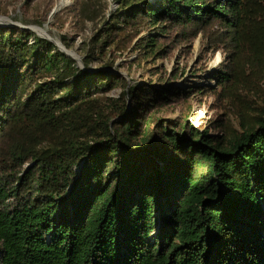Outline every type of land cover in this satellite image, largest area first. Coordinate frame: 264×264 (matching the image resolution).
Returning <instances> with one entry per match:
<instances>
[{
  "label": "trees",
  "instance_id": "trees-1",
  "mask_svg": "<svg viewBox=\"0 0 264 264\" xmlns=\"http://www.w3.org/2000/svg\"><path fill=\"white\" fill-rule=\"evenodd\" d=\"M142 26L157 56L174 27L210 30L227 54L216 98L238 125L200 130L198 88L132 85L0 27V264H264V105L247 97L264 94V0H120L106 28ZM178 101L185 119L157 115Z\"/></svg>",
  "mask_w": 264,
  "mask_h": 264
},
{
  "label": "rangeland",
  "instance_id": "rangeland-1",
  "mask_svg": "<svg viewBox=\"0 0 264 264\" xmlns=\"http://www.w3.org/2000/svg\"><path fill=\"white\" fill-rule=\"evenodd\" d=\"M67 3L63 0H0V18L5 20L0 27L9 26V21L33 30L36 26L42 27L67 50L75 52L84 68L85 60L94 72L110 67L112 72L122 74L132 85L171 81L182 88H198L190 97L188 121L200 130L207 129L211 134H217L219 130L213 128L214 122L227 118L238 125L236 116L225 115L229 112L227 104L218 102L216 98L220 87L213 73L227 66V54L225 49L211 46L209 29L200 30L196 36L186 40L180 27L172 28L161 36L162 45L167 50V54L162 56L147 55L137 45L138 40L145 41L156 34L150 26L139 27L138 36L135 35L136 30L124 28L117 36H112L116 42L102 50V45L112 40L109 38L111 31L106 27L119 12L120 0H70ZM220 31L223 32L222 29ZM121 91V87H117L108 95L117 97ZM247 95L254 106L264 105V94ZM185 114L186 105L178 101L157 115L173 120L185 119ZM31 165L26 163L24 172Z\"/></svg>",
  "mask_w": 264,
  "mask_h": 264
},
{
  "label": "water",
  "instance_id": "water-1",
  "mask_svg": "<svg viewBox=\"0 0 264 264\" xmlns=\"http://www.w3.org/2000/svg\"><path fill=\"white\" fill-rule=\"evenodd\" d=\"M10 23V25L9 26H20L21 28H23V29H30V30H33V29H31L30 27H26V26H24V25H21V24H19V23H17V22H12V21H9ZM35 29L33 30V32H35L38 36H41V37H43V38H46V39H49L50 41H52L53 43H55L57 46H58V48L62 51V52H64V53H66L69 57H72L74 60H76V63H77V66L78 67H80L81 69H85L83 66H82V64H81V59L79 58V57H77V54L75 53V52H72V51H69V50H67L66 48H65V46L64 45H62L60 42H58V41H56L55 39H53L47 32H46V30L44 29V28H42V27H34ZM38 29L40 30V31H38ZM78 171H79V169H78Z\"/></svg>",
  "mask_w": 264,
  "mask_h": 264
},
{
  "label": "bare ground",
  "instance_id": "bare-ground-1",
  "mask_svg": "<svg viewBox=\"0 0 264 264\" xmlns=\"http://www.w3.org/2000/svg\"><path fill=\"white\" fill-rule=\"evenodd\" d=\"M67 2H70V0H63V3L66 4ZM67 4H68V3H67ZM4 21H5L4 19L0 18V24H1V23H4ZM38 31H40V30L38 29Z\"/></svg>",
  "mask_w": 264,
  "mask_h": 264
}]
</instances>
